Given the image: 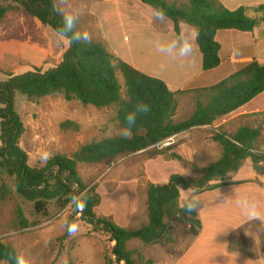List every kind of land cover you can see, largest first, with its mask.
Instances as JSON below:
<instances>
[{
  "label": "trees",
  "instance_id": "obj_1",
  "mask_svg": "<svg viewBox=\"0 0 264 264\" xmlns=\"http://www.w3.org/2000/svg\"><path fill=\"white\" fill-rule=\"evenodd\" d=\"M16 6L0 3V22L12 11L23 8L41 24L57 32L62 25V16L53 10L55 0H14ZM153 11L162 8L167 19L174 23L175 32L180 33L181 25H189L197 30L196 43L203 56V70L213 71L221 65V45L216 37L219 31L237 30L254 32L264 24V5L256 8L241 7L231 11L219 0H141ZM119 74L125 81L126 99L122 97ZM22 93L28 101L64 95L68 101H79L84 106L98 109L117 107V119L124 130V115L134 108L138 100L150 105L147 116H139L129 138L124 136L104 139L85 145L73 157L56 155L42 167H31L28 154L20 147L25 126L15 110V95ZM172 91L159 78L148 76L126 62L115 57L104 44L71 42L64 54L63 62L49 72L40 69L22 76L8 75L0 83V166L15 180L17 192L28 202L34 203L36 214L47 216L50 202L55 201L62 210L70 208L69 222H84L95 234H105L114 243L107 264H139L135 251L128 244L137 240L145 245L165 240L169 237L168 223L186 222L192 229L193 237L201 230V221L196 211L187 213L180 205L181 191L192 190L202 193L215 190L230 174L239 172L244 162L251 159L255 165L264 166V151L256 145L262 137L260 127H241L236 134H215L213 141L223 150L222 157L203 170L198 179L172 175L167 184H150L147 191L148 219L146 226L138 229L121 227L108 218H98L95 209L102 198L96 185L88 187L81 179L78 163H113L124 155H135L149 150L155 144L190 131L194 128L212 126L222 118L238 111L260 94L264 93V65L252 62L215 86L197 89L193 115L180 123H174L180 93ZM203 98L206 101H203ZM63 130L80 131V125L67 121ZM170 150V149H169ZM171 151V150H170ZM165 155L166 153H159ZM171 160L182 161L176 153ZM264 168V167H263ZM6 193L8 186L3 184ZM87 190L88 201L82 213H75L69 197L73 193ZM27 226V222H25ZM70 237L67 230L63 238ZM17 251L0 241V264H9L10 255ZM143 264H151V261Z\"/></svg>",
  "mask_w": 264,
  "mask_h": 264
},
{
  "label": "rangeland",
  "instance_id": "obj_2",
  "mask_svg": "<svg viewBox=\"0 0 264 264\" xmlns=\"http://www.w3.org/2000/svg\"><path fill=\"white\" fill-rule=\"evenodd\" d=\"M174 1L180 0L168 2ZM0 3L16 6L14 0H0ZM56 3L59 4L60 0ZM114 6L116 4L107 0H67V7L79 13L77 30L88 31L92 41L104 44L115 57L132 67L136 66L146 75L155 76L153 71L156 69L152 66L161 64L159 60L150 58L157 56L153 52L158 37L164 31L163 26L155 20L153 23L146 21L148 18H144L141 12L130 13L125 10L121 14L117 13ZM24 14L28 13L23 8L12 10L0 22V83L8 79L9 74L22 76L35 69L49 72L63 62L64 54L71 46L69 40L59 36L54 29L44 26L34 17L24 19L21 17H26ZM87 14H91V17ZM166 22L170 21L166 19ZM166 57L165 64L174 61L164 75L173 89L181 84V79H177L174 71L177 60ZM119 81L122 97L126 99L125 81L120 74ZM196 97L197 90L194 87L178 95L174 123L185 121L193 115ZM203 101L206 100L203 98ZM15 110L25 126L20 147L28 154L31 167L45 165L41 162L44 153L49 154L48 160L56 155L73 157L85 145L124 136L117 119L116 106L98 109L84 106L76 100L68 101L64 95L46 97L33 103L17 92ZM67 121L79 124L80 131L63 130L61 126ZM241 124L261 128L262 137L256 148L264 151V114L242 121ZM180 140L171 147L150 148L135 155L121 156L113 163H78L82 181L88 187L96 185L102 198L101 204L95 209L97 217L108 218L127 229L142 228L149 223L147 191L152 182L165 183L169 176L175 174L198 179L203 170L193 169L192 165L182 163L184 160L179 162L170 159V154L174 153L172 149L183 141ZM162 152L166 154L160 155ZM149 159L156 161L148 163ZM248 167L254 172L252 165ZM260 175L264 179V170ZM3 184L8 186V193ZM183 200L185 197L181 204ZM71 214L70 208L62 210L55 201L50 202L47 216L36 214L34 203L26 201L17 192L15 180L0 166V241L11 245L17 252L25 253L33 264H107L114 246L107 235L92 233L80 221L79 232L75 236L63 238ZM168 224L169 237L173 243L160 240L156 244L145 245L133 240L128 244V248L135 251L134 258L139 264H143L140 256L144 262L151 261V264H172L191 242L193 233L186 222Z\"/></svg>",
  "mask_w": 264,
  "mask_h": 264
},
{
  "label": "crops",
  "instance_id": "obj_3",
  "mask_svg": "<svg viewBox=\"0 0 264 264\" xmlns=\"http://www.w3.org/2000/svg\"><path fill=\"white\" fill-rule=\"evenodd\" d=\"M107 1L116 4L114 7L117 13L121 14L125 10H129L130 13L137 11L141 12L144 18H148L146 21L159 22L154 18L153 9L141 0ZM219 1L231 11L241 7L256 8L264 5V0ZM24 15L26 17L21 16L24 19L32 17L29 14ZM87 15L91 17V14ZM169 21L159 22L164 29L158 37L159 41L165 42L178 35L175 32L174 23ZM192 29L195 28L185 24L181 25V30L191 31ZM196 39L197 36L192 58H174L177 60V67L174 71L177 74V79H181L179 86L172 89L170 81L164 77L165 71L172 66L171 63L174 61L165 64L167 57L157 50L153 52L157 56L150 59L159 60L161 65L152 66L156 69L153 71L156 75L151 77L162 78L174 92L185 91L189 87H194L197 90L215 86L252 62L264 65V24L251 33L237 30L219 31L216 39L221 45V65L210 72L203 70V56ZM134 67L139 71L136 66ZM263 114L264 93L212 126L198 127L181 133L179 139L183 141L172 151L184 160L182 163L192 165L193 169H208L223 154L222 148L211 137L213 138L215 134L225 133L234 135L241 127H244L241 124L242 121ZM209 130H212L214 134ZM151 161L156 160L149 159L147 162ZM248 165L253 166L254 172L249 169ZM254 165L253 161L248 159L239 172L230 174L224 181L215 182L223 184L215 190L202 193H195L192 190L181 191V201L185 197L184 203L180 202L182 208L193 195L199 201L196 213L202 227L199 234L193 237L172 264H264V179L260 175L261 172L254 169ZM170 178L171 176L164 181L165 183L155 181L152 183L167 184ZM243 197L257 202L261 211L259 219L250 220L241 213L237 201Z\"/></svg>",
  "mask_w": 264,
  "mask_h": 264
},
{
  "label": "clouds",
  "instance_id": "obj_4",
  "mask_svg": "<svg viewBox=\"0 0 264 264\" xmlns=\"http://www.w3.org/2000/svg\"><path fill=\"white\" fill-rule=\"evenodd\" d=\"M53 10L57 11L62 16V25L57 29V33L61 37H65L69 42H77L91 44V35L86 30H77L79 13L72 11L67 7V0H60L59 4H54ZM154 18L163 23L167 19V15L162 8H156L153 11ZM198 35L195 29L191 31L181 30V32L173 39L162 42L157 40L155 43L156 50L164 56L172 58L189 59L194 56L195 38ZM151 111V107L146 102L138 100L133 109L127 111L124 115L125 127L123 130L124 138H129L132 128L135 127L137 118L141 115L147 116ZM50 158L48 153H44L41 157L42 163H47ZM87 190L73 193L69 197V204L75 213H82L88 201ZM199 201L193 195L188 199L183 210L187 213H192L197 210ZM237 205L241 213L248 219H259L261 217L260 207L252 199L243 197L237 201ZM66 230L69 236H75L79 232V224L77 221H72L66 224ZM9 264H33L31 259L23 252H16L10 255Z\"/></svg>",
  "mask_w": 264,
  "mask_h": 264
},
{
  "label": "built area",
  "instance_id": "obj_5",
  "mask_svg": "<svg viewBox=\"0 0 264 264\" xmlns=\"http://www.w3.org/2000/svg\"><path fill=\"white\" fill-rule=\"evenodd\" d=\"M179 137H180V134L172 136V137L166 139L165 141H162V142L155 144L151 148L163 149V148L171 147L177 143V140H179Z\"/></svg>",
  "mask_w": 264,
  "mask_h": 264
},
{
  "label": "water",
  "instance_id": "obj_6",
  "mask_svg": "<svg viewBox=\"0 0 264 264\" xmlns=\"http://www.w3.org/2000/svg\"><path fill=\"white\" fill-rule=\"evenodd\" d=\"M254 169L257 171V172H261L264 170L263 166L261 165H254Z\"/></svg>",
  "mask_w": 264,
  "mask_h": 264
}]
</instances>
